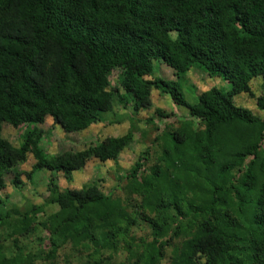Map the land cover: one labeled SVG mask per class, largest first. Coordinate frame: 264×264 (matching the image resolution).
<instances>
[{
  "label": "trees",
  "instance_id": "obj_1",
  "mask_svg": "<svg viewBox=\"0 0 264 264\" xmlns=\"http://www.w3.org/2000/svg\"><path fill=\"white\" fill-rule=\"evenodd\" d=\"M155 64L175 82L152 79ZM191 70L227 91L213 87L188 102L182 83ZM256 79L264 88V0H0V192L29 154L27 179L51 176L41 206L7 210L0 199V237L10 242L0 245V264H57L64 251L62 264L80 256L110 264L120 252L118 264H264V121L234 103L253 98ZM152 90L189 119L155 137L153 164L146 151L126 174L130 200L93 184L60 191L56 175L69 182L89 160L116 163L134 127L47 158L37 126L50 118L76 134L120 125L114 108L148 111ZM255 104L264 113V95ZM3 124L24 128L18 148L2 139ZM38 226L47 237L35 249ZM141 226L149 235L137 239Z\"/></svg>",
  "mask_w": 264,
  "mask_h": 264
},
{
  "label": "rangeland",
  "instance_id": "obj_2",
  "mask_svg": "<svg viewBox=\"0 0 264 264\" xmlns=\"http://www.w3.org/2000/svg\"><path fill=\"white\" fill-rule=\"evenodd\" d=\"M173 72L162 64H155L154 76L152 79H161L166 82H175ZM112 88L118 87V72L114 71L109 77ZM262 80L256 79L251 83V92L253 98L246 94L237 96L234 103L237 107L245 109L253 114L256 118L264 121V113L256 108L255 99L264 95V88H261ZM216 87L227 91L226 84L220 80L208 79L204 74L197 70H191L186 81L182 83V90L186 94V100L192 102L193 96L208 91ZM152 107L148 111H142L137 116H133L132 107L123 108L117 106L114 113L123 117L120 125H110L108 122L96 124L87 130L76 134H65L59 126L53 124L50 118H46L41 126L37 129L42 133L41 148L47 158H52L64 153H77L84 151L89 147H93L107 138H120L127 134L130 125H133V140L118 157L116 163L108 162L101 164L96 160H89L82 170L74 172L71 180L66 181L61 174L55 176V183L59 186L60 191L64 190H80L88 185H95L104 195L113 198L127 199L126 174L129 173L139 158L144 156L146 151L150 153V161L146 167L153 164L154 153L157 152L156 145L153 140L156 136H160L164 130L175 129L178 124L189 119L185 109L179 108L171 101L168 96L161 95L158 91L151 92ZM155 111L163 113V117L155 114ZM151 121V122H150ZM24 128L15 130L7 124L2 126V139L7 141L12 147L18 148L21 143V135ZM35 165V160L31 154L27 155L25 162L19 163L16 167L5 173L3 176L4 190L0 192V199L5 204L7 210L18 209L21 212L27 211L31 206H41L48 197L47 183L51 178L46 171L32 175L30 180L26 175L29 174ZM18 176L19 183L14 186L13 180ZM131 202H133L131 200ZM48 214L57 211L56 207L48 208ZM43 219H38L36 224ZM137 239L146 238L149 230L140 227L135 229L133 233ZM47 235L42 231L41 227L36 228V232L32 234V248H38L40 241L45 244ZM0 245L10 246V242L3 243L0 237ZM67 253L64 251L59 255L57 264L63 263V256ZM124 253H119L110 264H118L124 261ZM86 258L79 257L72 260L74 264H85Z\"/></svg>",
  "mask_w": 264,
  "mask_h": 264
}]
</instances>
